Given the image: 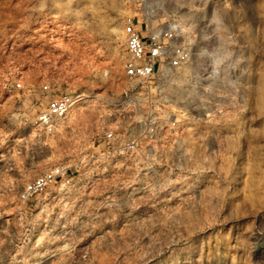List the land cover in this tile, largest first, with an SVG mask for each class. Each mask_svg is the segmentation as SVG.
<instances>
[{
    "label": "rangeland",
    "instance_id": "obj_1",
    "mask_svg": "<svg viewBox=\"0 0 264 264\" xmlns=\"http://www.w3.org/2000/svg\"><path fill=\"white\" fill-rule=\"evenodd\" d=\"M128 17L174 80L126 78ZM44 85L85 95L51 130ZM0 264H264V0H0Z\"/></svg>",
    "mask_w": 264,
    "mask_h": 264
},
{
    "label": "built area",
    "instance_id": "obj_2",
    "mask_svg": "<svg viewBox=\"0 0 264 264\" xmlns=\"http://www.w3.org/2000/svg\"><path fill=\"white\" fill-rule=\"evenodd\" d=\"M179 32L180 28L176 26L142 31L135 26L133 18H126L122 28L126 53L123 70L126 78L146 82L149 89L150 84L161 87L162 82L174 80L190 59V52L180 40ZM16 86L19 87V84ZM42 90L48 94L47 103L45 109L39 112L36 123L51 130L58 120L71 111L75 98L51 94L47 85ZM103 139L107 142L114 140L113 131L106 129ZM61 176L60 168L38 175L26 185L23 195L40 194Z\"/></svg>",
    "mask_w": 264,
    "mask_h": 264
},
{
    "label": "bare ground",
    "instance_id": "obj_3",
    "mask_svg": "<svg viewBox=\"0 0 264 264\" xmlns=\"http://www.w3.org/2000/svg\"><path fill=\"white\" fill-rule=\"evenodd\" d=\"M84 97H85V95H80V96L75 97L74 104H75L76 102L80 101V100H81L82 98H84Z\"/></svg>",
    "mask_w": 264,
    "mask_h": 264
}]
</instances>
